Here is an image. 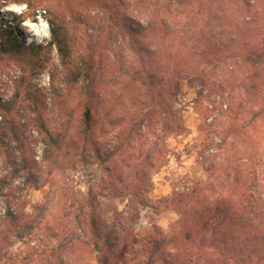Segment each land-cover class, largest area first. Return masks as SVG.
<instances>
[{"label": "trees", "instance_id": "16d2710c", "mask_svg": "<svg viewBox=\"0 0 264 264\" xmlns=\"http://www.w3.org/2000/svg\"><path fill=\"white\" fill-rule=\"evenodd\" d=\"M88 2L73 8L65 2L60 12L50 15V39L43 47L19 43L10 27L1 33L7 35L0 38L1 56L16 57L26 67L15 81L13 97H0V154L4 155L6 171L0 176V196L6 199L0 228H15L19 232L14 237L21 240L41 225L43 213L39 222H20L12 211L9 194L4 195L6 187L14 191L9 187L17 179L24 178L23 184L37 183L33 172L37 160L22 158L17 165L13 157L23 143L28 144L20 138L24 132H36L41 138V158L49 174L62 169V165L70 167L74 159L93 160L121 181L126 173L122 169L125 159L119 161V166L117 156L122 154L128 138L137 136L145 123L155 126V167L164 158L162 143L184 133L177 108L178 82L188 78L199 80L204 87L197 98V105L203 106L200 129L206 135L199 157L208 165V171H218L222 161L217 163V159L226 162L221 170H225V176L229 171L227 179L235 174L233 196L190 206L188 196L176 194L177 203L188 206L178 210L183 216L180 229L169 235L155 231L154 236L141 238L127 227L128 217L99 225L93 220L95 241L89 245L101 255V264H264V0H139L124 8L128 11L133 7L146 14L145 24L135 22L114 1ZM10 3H28L40 10L44 7L42 0H0V9ZM66 9L70 16H65ZM80 15L86 19L90 41L100 30L99 23H111L107 45L114 52L113 60L104 52L107 50L97 49V37L95 50L91 48L76 57L64 21L67 17L75 21ZM176 37L186 38V50L180 46L167 50ZM119 38L124 40L123 47L116 50ZM54 51L62 70L50 74L49 89L33 91L30 81L46 69ZM109 77L111 82L120 81V97L127 93L133 98L148 97L149 110L143 100H137L129 123L123 118L114 120L109 113L101 119L94 107L100 97L97 84ZM84 78L87 84L81 86ZM78 91L81 114L76 126L72 118ZM22 110L25 116H21ZM17 116L23 119L19 121ZM106 121L118 123L113 136L116 147L108 148L101 140L104 135L96 132L97 125ZM4 137L12 138L18 147L6 146ZM133 165L135 174L140 166ZM126 167L131 169L132 165ZM94 207L91 201L90 209L95 211ZM9 236V231L0 230V263L10 256L12 244H6Z\"/></svg>", "mask_w": 264, "mask_h": 264}, {"label": "rangeland", "instance_id": "374dc122", "mask_svg": "<svg viewBox=\"0 0 264 264\" xmlns=\"http://www.w3.org/2000/svg\"><path fill=\"white\" fill-rule=\"evenodd\" d=\"M85 1L92 2V0H42L44 7L41 10L29 6L28 3H10L3 6L0 9V38H7V35L1 33L10 27L15 31L19 43L26 46L36 43L35 47H43L50 39L48 21L51 18L50 15L60 12L65 6V2H68V6L73 8ZM109 1H114L116 6L121 7V10L135 22L145 24L146 14L139 13L133 7H130L128 11L124 9L128 4L132 6V2L139 0ZM216 5L217 3L214 4V6ZM13 6L16 7V11L8 12V7ZM69 12V9H66L65 16H70ZM84 13L83 11L80 14ZM105 23L106 26L104 23L97 25L100 30L94 39L97 37L100 42V47L97 49L107 50L104 52L110 55L113 60L114 52L109 51L107 45V27L111 23L108 20ZM65 24L72 38L71 41L75 44L76 57L77 54L85 55L91 48L95 50L94 39L90 41L89 35L86 33L87 23L84 15H80L79 19L75 21L67 17L64 21ZM123 42L122 38L118 39L116 50L123 47ZM185 43V37H176L174 42H170L168 45L170 47L167 50H177L178 46L181 50H186ZM23 67L26 66L16 57L1 56L0 52L1 98L7 100L13 97L16 89L15 81L22 75ZM61 70L60 58L54 51L46 69L30 81L32 90L49 89L50 74H57ZM111 81L112 79L109 77L97 84L100 97L95 101L94 107L101 119L103 115L111 114L114 120L123 118L129 123L130 115L137 107V100H143L146 110H149L150 99L148 97L135 96L133 98L128 93L120 97L118 93V88L121 87V83H118L120 81ZM178 83L180 94L177 108L185 126L184 133L180 136L167 138L162 143V147H165L164 158L155 167V126L145 123V127H142L137 136L128 138L122 154L117 156L119 166V161L125 159L122 169L126 173L121 181L115 179L103 165L93 160L84 162L74 159L71 161L70 167L62 165V169L49 174V170L46 169L41 158L43 145L38 134L31 131V135H29L30 131L27 130L20 136L21 139L27 140L28 144L23 143V148L16 150L14 155L12 152V155L17 159V165L22 158H26L28 161L32 158L37 160L38 166L36 170H33L38 177L37 183L23 184L24 178L17 179L13 186L9 187L14 191L11 192L6 187L4 195L9 194L8 197L12 200V211L19 217L20 222L30 223L35 220L39 222L40 214L43 213V215L39 228L21 240L14 237L19 232H16L15 228L10 229L6 226L0 228L3 232L9 231L10 236L6 244H12L9 258L0 264H23V262L26 264H101V255L89 245L95 241L93 220L99 225L101 222L109 224L121 220V218L135 217L137 220L129 219L127 227L134 230L139 237L150 238L155 235V231L169 235L179 231L183 216L178 210L188 206L187 203L179 205L176 194L188 196L186 201L190 199V206L194 204L204 206L207 203H213L222 196H233L234 190L231 184L235 174L231 173V177L227 179L229 171L225 176V170H221L227 165L226 162L219 158L216 162L222 161V165L217 167L218 171H208V165L205 162L203 164L198 154L206 138L205 133L200 129L202 123L200 113L203 106L197 105L198 95L204 87L199 80L195 79L183 78ZM80 84L86 86L87 78H84ZM79 98L81 96L78 91L73 102L77 110L73 113L72 118L73 124L76 126L81 114ZM21 114V116L26 115L24 110L21 111ZM17 117L20 119L19 121L23 119ZM117 125L118 123L112 125L110 121H106L99 123L96 127L97 134L104 135L101 140L108 146H117L113 140V136L117 133ZM31 140L36 142L29 144ZM3 143L12 149L18 147L17 142L12 138L4 137ZM130 160H134L133 163ZM134 163L140 166L135 174L133 173ZM128 164L132 165L131 169L126 167ZM111 167L115 168L113 165ZM4 168L2 153L0 154V176L6 173ZM5 200L0 196V220L5 214ZM91 201L94 202L95 211L90 209ZM71 243L75 245L70 250Z\"/></svg>", "mask_w": 264, "mask_h": 264}, {"label": "bare ground", "instance_id": "6f19581e", "mask_svg": "<svg viewBox=\"0 0 264 264\" xmlns=\"http://www.w3.org/2000/svg\"><path fill=\"white\" fill-rule=\"evenodd\" d=\"M8 9H9V11H8V12H11V11H12V12H13V11H16V10H15V9H16V7H15V6H13V7H11V8H10V7H8Z\"/></svg>", "mask_w": 264, "mask_h": 264}]
</instances>
